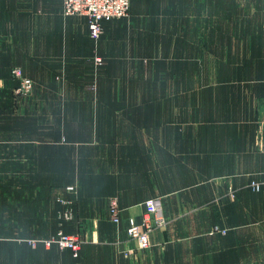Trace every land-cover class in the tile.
I'll list each match as a JSON object with an SVG mask.
<instances>
[{"label":"crops","instance_id":"crops-1","mask_svg":"<svg viewBox=\"0 0 264 264\" xmlns=\"http://www.w3.org/2000/svg\"><path fill=\"white\" fill-rule=\"evenodd\" d=\"M195 1L209 3L224 16L198 23L190 34L182 24L172 35L173 44L215 46L212 53H201L203 57L196 59L214 62L212 69L203 63L197 74L191 73L198 84L164 88L165 94L177 100L152 101V85L138 84L133 88L151 93L148 100H82L75 85L66 90L75 100L51 102L53 124L67 126L68 138L85 140L75 149L54 148L51 156L58 168L61 155L73 161L70 180L81 188L78 203L85 206L77 219L89 223L82 230L88 243L75 257L71 250L60 251L57 246L32 249L0 241V248L6 251L0 264H264V185L260 192L251 187L253 182H264V0ZM135 14L133 11L130 17L132 22L144 19ZM238 14H244L245 19H237ZM32 22L47 29L44 35L52 30L53 37L43 40L44 36L37 34L24 40L19 36L14 39V45L20 46L16 49H9L6 39L0 54L19 55L0 60V74L9 75L19 64L27 68L26 77L36 80L44 75H34L29 65L36 64L38 72L48 73L59 69L63 59L71 70L90 68L94 40L85 16H65L63 0H0V30H24ZM103 26L101 54L109 57L112 50H118L114 58L132 61L127 64L133 67L139 65L142 56L137 41L142 28L135 32L136 27L125 19L104 22ZM168 30L173 27L160 23L147 33L161 38ZM128 42L131 52L124 48ZM182 55L187 58L186 52ZM48 56L55 64L45 63ZM221 60L229 63L220 70L216 62ZM232 61L246 63L233 66ZM182 75L189 77L187 72ZM206 77H212L213 82L204 83ZM61 139L69 141L64 136ZM20 144L13 148L7 142L0 152L10 158H35L36 170L41 168L45 150ZM153 198L162 200L170 224L150 233L149 250L126 258V250H136L127 240V227L142 223L145 203ZM112 199L121 210L120 226L110 217ZM25 215L26 220L21 213V222L28 221L27 211ZM23 234L29 235L28 229H22ZM4 235L18 234L8 230Z\"/></svg>","mask_w":264,"mask_h":264},{"label":"rangeland","instance_id":"rangeland-1","mask_svg":"<svg viewBox=\"0 0 264 264\" xmlns=\"http://www.w3.org/2000/svg\"><path fill=\"white\" fill-rule=\"evenodd\" d=\"M208 4H197L195 0H132L128 16L116 20H128L129 26L136 27L135 32H141L140 27L145 32L144 34L142 32L138 37V48L142 59L137 62L139 65L135 67L127 64L132 61L120 62L119 58H114L113 53L118 50H112L109 57L101 54V38L105 33L103 26L100 39L93 41L95 54L92 64L87 70L81 72L71 70L70 63L65 59L60 63L59 69L53 68L48 73L38 72L36 64L29 65V69L34 75L42 73L44 77L41 76L36 80L29 77L33 87L31 92L25 95L18 93L20 82L13 76L12 70L20 68L25 73L27 68L22 69L21 65L17 64L14 66L15 68L10 69L11 73L7 74L8 76L2 71L0 74V149L7 142L13 148H19L21 142L23 148L45 150L46 156L42 160L44 165L36 170L35 158L22 157L21 155L10 158L11 156H6L5 152H0V241H14L16 244H26L32 249H37L39 246L51 249L57 245L47 247L43 242L56 238L58 232L62 231L81 242L80 249L88 243V238L83 235L82 230L84 227L88 228L89 223L77 219V214H82L85 206L78 203L81 188L75 181L70 180L74 176L75 170L73 161L68 156L61 155L59 158L60 168H58L53 163L51 156L54 148L75 149L76 145H84L85 140L68 138L70 133L66 132L67 126L53 124L52 118L55 113L51 104L52 100L60 103L74 99L72 94L66 93V90L69 86L75 85L79 86L77 95L82 100L92 99L93 102L99 100H148L151 93H140L133 88L138 84L145 87L152 85V101L177 100V98L165 94L164 88L171 85L179 86L186 82L189 85H196L199 83L198 79L192 77L191 73L197 74L198 68L203 63L206 65V69L214 68V62H200L196 59L198 56L203 57L200 55L201 53L206 55L212 53V48L215 46L181 45L177 42L173 44L171 41L172 35L180 30L179 26L182 24L185 25L182 26L187 29L186 32L190 34L198 23L207 24L213 22L214 17L217 20L218 16H224L221 13L218 14L216 10L213 11V7ZM143 7L147 11L140 12L139 10ZM148 8L152 10V13L148 11ZM133 11L137 17L142 16L144 19L136 18V21L132 22L130 17L133 15ZM251 16L253 17V15ZM237 19H245L244 14H238ZM160 23L166 28L173 27V30L166 31L161 38L150 37L147 30L149 28L151 30L152 26L157 28ZM39 28V23L32 22V26L24 30H0V41L2 42L0 47L4 49L3 44L6 39L12 42H9V49L20 47L14 45V39L19 36H22L24 40H32L37 37V34L44 36L43 40L53 37L52 30L44 35L43 32L47 29ZM116 46L112 45L114 49ZM131 47V42L124 46L127 49L126 52H131L128 51ZM184 52L187 53L186 59L182 55ZM18 55L15 52H8V56L0 54V60ZM51 57H46L45 63L55 64L56 60ZM228 63L222 60L216 62L220 70L224 69V65L227 68ZM241 63L246 62L232 61L233 66ZM261 64L264 66V61ZM184 72L189 73L188 78L182 77ZM204 80H206L204 83L213 82L212 77H206ZM102 87L105 88L102 90ZM118 111L121 110L118 109ZM63 136L70 142L62 140ZM36 140L39 141V144L36 143ZM59 141L62 143L61 145H57L60 143ZM6 166L11 167L7 169ZM113 201L117 202L116 199L110 200L109 207ZM26 211L28 221H25ZM21 213L25 219L22 221L26 224L21 222ZM162 219L164 225L157 228L158 230H164L170 224L164 213ZM22 229H28L29 235H20ZM8 230L18 235L6 237L4 234ZM127 240L129 241V239ZM58 249L64 251L59 247ZM5 254L4 248H0V256Z\"/></svg>","mask_w":264,"mask_h":264},{"label":"built area","instance_id":"built-area-1","mask_svg":"<svg viewBox=\"0 0 264 264\" xmlns=\"http://www.w3.org/2000/svg\"><path fill=\"white\" fill-rule=\"evenodd\" d=\"M132 0H63V12L65 16H85L89 21V34L92 40L98 41L103 33L104 22L125 18L129 14ZM13 76L19 80L20 88L18 93L28 94L31 92L33 83L26 77L20 68L12 70ZM264 182H253L251 184L254 192H260ZM145 214L142 223L131 224L127 227L126 233L129 241L135 244V249H128L124 252L126 258L134 257L138 251L150 249V233L164 225L163 204L160 198H153L145 203ZM112 222L121 225V210L117 202L113 201L109 207ZM218 228H216V231ZM223 233L226 231L223 230ZM45 246L57 245L61 250L69 249L77 257L80 251L81 242L72 236L60 231L53 238L43 242Z\"/></svg>","mask_w":264,"mask_h":264}]
</instances>
